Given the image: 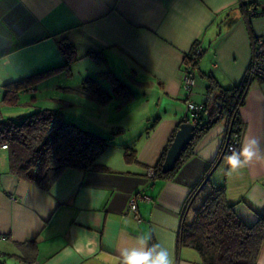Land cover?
Returning <instances> with one entry per match:
<instances>
[{"label": "crops", "instance_id": "1", "mask_svg": "<svg viewBox=\"0 0 264 264\" xmlns=\"http://www.w3.org/2000/svg\"><path fill=\"white\" fill-rule=\"evenodd\" d=\"M248 1L0 0V100L4 84L63 65L61 39L74 46L71 66L90 64L81 75L110 89L98 78L110 70L132 92L109 104L87 98L92 103L85 124L109 139L100 167L67 168L49 191L17 179L6 149H0V264H119L120 249L133 246L140 235L167 248L174 264H201L195 250L177 248L176 238L182 215H192L190 207L185 209L188 194L217 161L226 121L196 139L172 179L154 177V167L187 102L203 104V75H212L224 88L241 82L253 38L264 35V14L248 15L249 8L264 10V0H254L255 7L243 12L240 6ZM195 42L202 53L189 67L185 57ZM90 52L105 60L97 63ZM188 67L195 85L187 96L182 77ZM80 83L71 85L73 93L81 95ZM26 91L35 93L36 87ZM239 116L244 128L237 150L247 137L259 140L264 150V80L248 82ZM227 169L225 157L218 159L210 182L225 184L236 215L251 226L264 214V163L254 160L232 174ZM135 194L142 195L139 221L127 211ZM257 263L264 264V244Z\"/></svg>", "mask_w": 264, "mask_h": 264}, {"label": "trees", "instance_id": "2", "mask_svg": "<svg viewBox=\"0 0 264 264\" xmlns=\"http://www.w3.org/2000/svg\"><path fill=\"white\" fill-rule=\"evenodd\" d=\"M255 5L254 0H250L240 7L246 12L247 7ZM58 43L64 56L63 65L4 84L0 100V145H7L10 173L44 191H49L67 168L82 171L99 168L98 158L105 151L109 140L69 121L60 109H39L15 118L2 116V104L14 105L20 92L33 89L59 73L70 75V66L75 59L74 46L66 39H61ZM197 45L195 42L192 51L185 57V63L189 67H195L198 62V56L194 61ZM88 55L97 63L105 60L97 53L90 52ZM203 76L206 81L205 100L197 114L194 137L182 151L174 169L163 173L161 164L184 121L180 122L154 167V177L172 179L191 156L196 139L214 124L225 120L239 134L242 133L244 126L239 109L244 104L248 83L240 82L234 87L224 88L212 75ZM98 78L107 80L111 88L107 89L95 77L87 76L78 88L83 97L99 104H109L115 96L126 99L132 95L126 84L112 71H101ZM125 156L128 157L127 154ZM217 161L207 169L204 178L188 194L185 209L190 207L192 215L190 219L182 215L176 246L195 250L200 256L201 264H258V254L264 244V214H260L251 226L236 215L233 205L227 200L225 184L210 182V174ZM200 195V204L194 206V201ZM151 243L156 242L151 239Z\"/></svg>", "mask_w": 264, "mask_h": 264}, {"label": "rangeland", "instance_id": "3", "mask_svg": "<svg viewBox=\"0 0 264 264\" xmlns=\"http://www.w3.org/2000/svg\"><path fill=\"white\" fill-rule=\"evenodd\" d=\"M90 64L88 62H82L77 66H71L70 75L67 73L66 76H61L62 78L52 77L48 79L44 84L40 86L36 85V92L29 93L27 91H22L19 93L18 100L14 105H2L1 111L3 116L6 118L11 117L15 118L17 115L23 116L29 113L34 112L39 109H61L64 114H66V118L69 121H73L84 129L89 130L92 128V125L85 124V119L88 113H90V105L92 102H89L87 98L73 93L76 88L72 89L71 85L78 83L83 75L82 70L90 69ZM92 67V66H91ZM95 65L93 66V68ZM97 67V66H96ZM95 67V69H96ZM91 72V71H90ZM92 76L94 74L91 73ZM86 77V75H84ZM83 76V78H85ZM106 84V83H105ZM69 85V86H62ZM66 91V92H65ZM81 96L82 98H77ZM57 104V105H55ZM100 121L102 119L100 118ZM100 126H102L100 124ZM202 199V195H200L196 200L195 204H199Z\"/></svg>", "mask_w": 264, "mask_h": 264}, {"label": "built area", "instance_id": "4", "mask_svg": "<svg viewBox=\"0 0 264 264\" xmlns=\"http://www.w3.org/2000/svg\"><path fill=\"white\" fill-rule=\"evenodd\" d=\"M256 14H264V10L258 11L256 8H249L248 15L254 16ZM202 53V49L197 47L195 50L194 61L196 57ZM259 78L264 80V35L252 41V54L249 66L241 80V84L250 82L251 79ZM195 85V74L192 68H186L182 77V86L187 94L191 93ZM200 105H196L191 101L186 104V114L182 121L191 122L194 126L197 123V114L201 110ZM240 134L233 129L232 125L226 123L224 128L221 146L218 152L217 160L230 155L232 150H237L238 140ZM6 144H1L0 149H6ZM141 194H135L130 199L128 205V212L137 220H140L137 211V200L141 198ZM143 198H147L143 196Z\"/></svg>", "mask_w": 264, "mask_h": 264}, {"label": "clouds", "instance_id": "5", "mask_svg": "<svg viewBox=\"0 0 264 264\" xmlns=\"http://www.w3.org/2000/svg\"><path fill=\"white\" fill-rule=\"evenodd\" d=\"M264 163V150L254 137H247L238 150L225 156L228 173L232 174L248 167L253 161ZM150 235L135 238V244L119 251V264H174L169 250L159 243H149Z\"/></svg>", "mask_w": 264, "mask_h": 264}, {"label": "water", "instance_id": "6", "mask_svg": "<svg viewBox=\"0 0 264 264\" xmlns=\"http://www.w3.org/2000/svg\"><path fill=\"white\" fill-rule=\"evenodd\" d=\"M195 134V126L191 122H183L168 147L161 164L163 173L172 171L182 151L190 143Z\"/></svg>", "mask_w": 264, "mask_h": 264}]
</instances>
